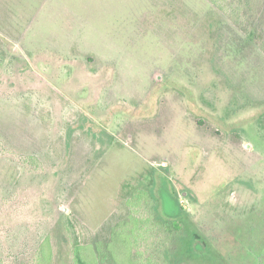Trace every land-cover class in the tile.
Returning a JSON list of instances; mask_svg holds the SVG:
<instances>
[{"label": "rangeland", "instance_id": "rangeland-1", "mask_svg": "<svg viewBox=\"0 0 264 264\" xmlns=\"http://www.w3.org/2000/svg\"><path fill=\"white\" fill-rule=\"evenodd\" d=\"M240 4L0 0V264H36L47 236L53 264H74L164 180L178 263L264 260V49L247 23L264 0Z\"/></svg>", "mask_w": 264, "mask_h": 264}, {"label": "trees", "instance_id": "trees-1", "mask_svg": "<svg viewBox=\"0 0 264 264\" xmlns=\"http://www.w3.org/2000/svg\"><path fill=\"white\" fill-rule=\"evenodd\" d=\"M240 1L237 10L251 14V0ZM262 20L250 18L247 23L258 25L256 28L262 35L264 49ZM27 159L35 161L31 156ZM126 203L129 213L112 227L109 239L98 238L87 244H74V264H180L172 246L174 237L185 229L180 218L184 209L179 205L171 183L164 180L158 193L134 188ZM195 247L202 253L206 250L204 241L199 239ZM36 264H53V246L49 236L39 245ZM259 264H264V260L261 259Z\"/></svg>", "mask_w": 264, "mask_h": 264}]
</instances>
